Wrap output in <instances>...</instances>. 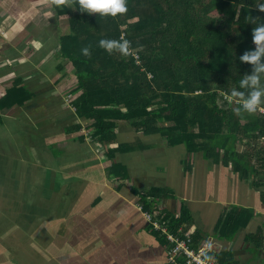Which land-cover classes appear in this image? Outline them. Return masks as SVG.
Here are the masks:
<instances>
[{
  "label": "crops",
  "instance_id": "1",
  "mask_svg": "<svg viewBox=\"0 0 264 264\" xmlns=\"http://www.w3.org/2000/svg\"><path fill=\"white\" fill-rule=\"evenodd\" d=\"M36 1L0 0V100L16 89L0 106V264H171L151 207L219 264H264V131L240 119L235 163L129 124L100 142L60 51L67 16Z\"/></svg>",
  "mask_w": 264,
  "mask_h": 264
},
{
  "label": "trees",
  "instance_id": "2",
  "mask_svg": "<svg viewBox=\"0 0 264 264\" xmlns=\"http://www.w3.org/2000/svg\"><path fill=\"white\" fill-rule=\"evenodd\" d=\"M52 1L59 15L69 17L60 51L74 65L75 90H82L75 106L80 116L94 119L93 135L100 142H114L116 129L129 124L160 132L172 144L184 142L190 150L224 149L235 163L240 119L250 118L264 131V115L256 121L243 117L247 111L236 102L243 97L229 98L234 89L247 95L256 87L240 83L254 69L239 57L257 47L252 29L264 20L260 0H127V11L115 17L81 11L78 0ZM123 32L131 41L129 55L100 46L102 37L120 39ZM85 45L90 54L81 51ZM260 76L264 83V72ZM15 90L7 91L0 106L15 103ZM148 212L163 220L152 207Z\"/></svg>",
  "mask_w": 264,
  "mask_h": 264
},
{
  "label": "clouds",
  "instance_id": "3",
  "mask_svg": "<svg viewBox=\"0 0 264 264\" xmlns=\"http://www.w3.org/2000/svg\"><path fill=\"white\" fill-rule=\"evenodd\" d=\"M259 9L264 10V0H260L256 3ZM77 7V6H76ZM78 7L81 11L97 12L101 16L111 15L115 17L118 13H123L127 11L128 4L127 0H78ZM252 39L257 44L255 50L245 51L239 58L243 61H249L253 65V72L240 80L243 85H255L247 95L243 92L237 93L234 89L230 94L239 95L243 97L241 101L242 109L249 113H254L264 105V83L261 82L260 73L264 72V20H260L259 23H255L252 29ZM101 47L109 52L119 51L123 55L130 54L131 41L121 37L120 39L102 37L99 40ZM81 51L84 54H90L91 49L89 46L85 45L82 47ZM241 107H237L235 111H241ZM213 247L211 239L206 241L204 248L202 249V254L211 258L210 251Z\"/></svg>",
  "mask_w": 264,
  "mask_h": 264
},
{
  "label": "built area",
  "instance_id": "4",
  "mask_svg": "<svg viewBox=\"0 0 264 264\" xmlns=\"http://www.w3.org/2000/svg\"><path fill=\"white\" fill-rule=\"evenodd\" d=\"M121 37H125L124 32ZM135 56L137 62H140L139 54H135ZM241 101L236 100L239 104H241ZM258 111L264 114V106L262 105ZM146 216L153 227L162 232L169 241L167 253L168 261L171 264H219L212 258L203 255L202 249H196L193 246L191 233L184 231L183 227L180 226L176 231H173L169 229V224L165 220L155 217L150 212H146Z\"/></svg>",
  "mask_w": 264,
  "mask_h": 264
},
{
  "label": "rangeland",
  "instance_id": "5",
  "mask_svg": "<svg viewBox=\"0 0 264 264\" xmlns=\"http://www.w3.org/2000/svg\"><path fill=\"white\" fill-rule=\"evenodd\" d=\"M74 0H69V4H73L72 2H73ZM12 2H10V4H11ZM2 4V3H1ZM35 4H54V3H52V0H38V1H36V3ZM61 5V4H60ZM55 9V8H54ZM92 13H94V14H99V13H97V12H92ZM134 20H136V18H134L133 19V21ZM65 22L67 21V22H69V17H65V20H64ZM67 22H66V24H67ZM43 26V27H42ZM41 27L40 26H37V27H40L39 29H41V30H44L43 28H45V25H42ZM121 28H126V24H123L122 25V27ZM69 32V31H68ZM67 32V33H68ZM3 58H0V60H2Z\"/></svg>",
  "mask_w": 264,
  "mask_h": 264
}]
</instances>
